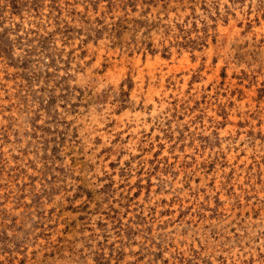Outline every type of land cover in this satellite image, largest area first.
Instances as JSON below:
<instances>
[{
  "label": "rangeland",
  "instance_id": "obj_1",
  "mask_svg": "<svg viewBox=\"0 0 264 264\" xmlns=\"http://www.w3.org/2000/svg\"><path fill=\"white\" fill-rule=\"evenodd\" d=\"M0 264H264V0H0Z\"/></svg>",
  "mask_w": 264,
  "mask_h": 264
},
{
  "label": "bare ground",
  "instance_id": "obj_2",
  "mask_svg": "<svg viewBox=\"0 0 264 264\" xmlns=\"http://www.w3.org/2000/svg\"><path fill=\"white\" fill-rule=\"evenodd\" d=\"M140 80V79H139ZM141 88V87H140ZM229 160V159H228Z\"/></svg>",
  "mask_w": 264,
  "mask_h": 264
}]
</instances>
